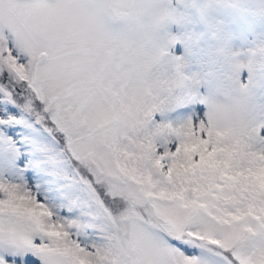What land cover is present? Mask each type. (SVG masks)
Here are the masks:
<instances>
[{"label": "snow or ice", "instance_id": "snow-or-ice-1", "mask_svg": "<svg viewBox=\"0 0 264 264\" xmlns=\"http://www.w3.org/2000/svg\"><path fill=\"white\" fill-rule=\"evenodd\" d=\"M0 264H264V0H0Z\"/></svg>", "mask_w": 264, "mask_h": 264}, {"label": "rangeland", "instance_id": "rangeland-1", "mask_svg": "<svg viewBox=\"0 0 264 264\" xmlns=\"http://www.w3.org/2000/svg\"><path fill=\"white\" fill-rule=\"evenodd\" d=\"M249 39H251V37H249Z\"/></svg>", "mask_w": 264, "mask_h": 264}]
</instances>
